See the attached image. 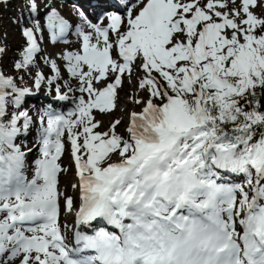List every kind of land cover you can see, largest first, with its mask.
Here are the masks:
<instances>
[{
    "label": "snow or ice",
    "instance_id": "1",
    "mask_svg": "<svg viewBox=\"0 0 264 264\" xmlns=\"http://www.w3.org/2000/svg\"><path fill=\"white\" fill-rule=\"evenodd\" d=\"M119 2L123 15L97 18L106 24L80 13L89 29L76 25L82 53L64 52L62 66L45 57L52 74L36 71L34 89L0 70V264H264V0ZM27 8L37 12L36 0ZM45 26L54 42L71 27L56 8ZM40 31L39 20L22 28L27 46L15 69L38 67ZM135 69L143 76L129 102L141 111L129 114L124 133L119 118L94 131L103 122L93 110L117 109ZM53 86L54 98L73 106L39 115L28 179L26 145L16 138L33 118L21 109L26 96ZM63 156L74 161L73 194L58 179L70 171ZM222 171L243 178L221 182ZM62 210L74 211L77 226L99 219L119 234L76 231L71 248Z\"/></svg>",
    "mask_w": 264,
    "mask_h": 264
},
{
    "label": "rangeland",
    "instance_id": "2",
    "mask_svg": "<svg viewBox=\"0 0 264 264\" xmlns=\"http://www.w3.org/2000/svg\"><path fill=\"white\" fill-rule=\"evenodd\" d=\"M43 2H47V1H43ZM27 3H28V0H15V2H10L4 8H2V9L0 8V47H4V49H5L4 53L2 55H0V70H2L5 75H10L14 78H17L20 75H23L24 80H23V83L21 84V86L26 85V86L34 89V78H35L36 71H39V70L43 71V68L45 66L48 68V69H46L48 72V75L52 74L50 71V66L46 65L43 62L45 57L50 58V59L57 58L59 56V52H61L62 50H63L62 54L66 51H70L69 50L70 46H73L76 50H78L82 53V46H81V44H79L78 42L75 41L76 35L74 32H72L70 37H68V40H64L63 42H60L56 45L47 44L45 41H48V40L47 39L45 40L43 36L36 33L37 43L40 46V49L43 48L42 50L45 51L39 57L36 55L37 58H35L36 61H39V67H41L42 69H36L35 67H33L30 72H21V70L15 69L14 68L15 61L22 58L20 53L27 46V38L23 36L22 30L20 29V27L18 25L19 21H23V17L25 16V11L28 10ZM67 3H70V2L69 1L67 2V0H60V1L53 0L50 4L53 5L54 8H58L61 10L66 8V14H67L68 8L70 9V7L67 5ZM9 12H10V16H9ZM68 16H70V15H68ZM26 25H31V23H27ZM12 36H15V38H17V39H15V40L12 39ZM134 72H136V74L142 73L138 69H135ZM64 74H63V79L64 80L67 79L69 85H71L72 87H76V84H72V79L69 76H67L68 75L67 71L64 72ZM131 82H132V85L129 87V89H131V93L130 94L126 93L125 95H123L124 101L128 102V103H130L129 102V96L135 95V92L133 89H138V82L136 84H134L133 82H136V80L133 79V77L131 78ZM41 88L44 91L40 94H43L44 96L55 97L56 94H55L54 86H53V89L51 90L50 94L48 93V90L45 87H41ZM123 88H124V90H126L128 88V86L126 84H124ZM63 90H64V88H63ZM85 96H86V94H85ZM144 96H147V93H144ZM27 97L28 96H26V98L23 102V106H22L21 110H28L29 115L33 118V123L30 125L29 131L27 134H29L31 139L32 138L37 139L38 135H39V132H38L39 115L42 114L44 110L41 108V103L37 102V100L30 99ZM86 98H87V96H86ZM72 106L73 105H71V107ZM56 110L60 111L61 109L57 108ZM10 111H12L11 108L8 109L9 114L11 113ZM132 111L139 112V111H141V108L136 106L135 104H131V108L129 109V114ZM116 115H118V112H116ZM9 118H10V115H9ZM20 123H22V121L18 122V124H20ZM119 126H117L118 132L124 133L126 131L127 124H121ZM108 129L100 130L99 128H97L94 131L104 132V131H108ZM19 137H21V136H18L16 138V143H18V144L23 142L27 147H31V148H34L38 144L35 141L27 143L24 139H21ZM25 148L26 147H23V150H25V152H26V150H28V149H25ZM31 156L33 159L32 160L33 163H29V164H34V161L37 159L38 153L33 150ZM65 166H69V165H65ZM69 168H70V171L68 173H65V174L71 173L72 176L74 177L76 175V171L74 170V167L72 168V166L70 165ZM33 174H34V171H33ZM228 174L229 173L222 171V175L224 177V180L221 182H230L228 179ZM76 193H75V195L77 197L78 193L77 194ZM75 206L77 207V204H75ZM62 212H63V210H62ZM61 215H60V217H62ZM60 220H62V218ZM60 224L62 225V221L60 222ZM71 227L72 226H70V228ZM114 229H115V231L118 230L116 228H114ZM69 233H70L69 228L66 227V229L63 230V234L68 237V240H69ZM71 237L73 238L72 234H71ZM74 237H75V235H74ZM12 264H19V260L13 261Z\"/></svg>",
    "mask_w": 264,
    "mask_h": 264
},
{
    "label": "bare ground",
    "instance_id": "3",
    "mask_svg": "<svg viewBox=\"0 0 264 264\" xmlns=\"http://www.w3.org/2000/svg\"><path fill=\"white\" fill-rule=\"evenodd\" d=\"M11 2H15V0H10ZM45 1V0H42V2ZM70 2V3H74L75 5H82L84 7H86L88 10H90V8L94 5H109L110 2L109 1H106V0H67V2ZM43 3H46V2H43ZM51 5V4H50ZM53 7V5H51ZM67 6V5H66ZM58 9V8H56ZM61 12L66 15L68 18H70V16H68V14H66V8L61 10ZM45 12L44 10L41 8V6L38 7V11L35 12V13H31L29 10L25 11V16L23 17V21H19L18 22V25L20 27V29L22 30L23 27H33L34 23L36 20H39V23L41 25V31L38 32L37 34L41 35L44 37V39L48 40V37H47V30L45 29V26L43 25L44 24V20H45V16H44ZM12 15V14H11ZM9 16H10V12H9ZM27 22H26V21ZM27 23H31V25H26ZM107 23V22H106ZM104 23V24H106ZM81 26L87 31L89 30L87 28V25L84 21H82L81 23ZM20 30V31H21ZM76 35V38H75V41L78 42L79 44H81L82 46V37H79L77 34H76V29L73 31ZM3 36V35H2ZM37 37V36H36ZM3 39V38H2ZM12 39H17L15 38V36H12ZM16 43V42H15ZM18 43V42H17ZM70 44V43H69ZM68 44V45H69ZM69 50L70 51H78L76 50L73 46H70L69 47ZM45 51L41 50L38 54H36L38 57L43 54ZM35 58H37L35 56ZM50 59V58H49ZM54 59H57V62H58V65H63L65 62L61 59H59V57L57 58H54ZM41 60V59H40ZM36 61V59H35ZM36 64L38 65V67H35L36 69H42L41 67H39V61H36ZM48 69L47 67L44 66L43 68V72L45 74L48 75V72L47 70ZM40 71V70H39ZM64 72H66V69H64L62 67V70H61V75L63 77V74ZM9 73V72H8ZM27 75V74H26ZM65 75V74H64ZM143 75V73L141 74H136L135 76H133V79L136 80V82H133L134 84H136L138 82V79L139 77H141ZM71 79H72V84H76L78 83V81L75 79V78H72L70 76V74L68 73V75ZM67 80V79H66ZM62 85H63V81H61ZM128 88L126 90H118V101H117V109H114L112 113L110 114H100L98 112V110H93V115L95 117L96 120H102V126L98 127L100 130H105V129H108L109 126L115 121V119L119 118L121 121H122V124H127L128 123V116H129V109L131 108V104L128 103V102H125L124 101V98H123V95H125L126 93L127 94H130L131 93V89H129V87L132 85V82L131 84L129 85L128 83H125ZM70 87H72L71 85H69ZM74 88V87H73ZM134 90V89H133ZM44 90L41 88L39 90V92H37L36 94L34 95H29L27 98H30V99H34V100H37V102L41 103V108L45 111L49 105H51L54 109H62V111H67L71 105H72V102L71 101H58L56 100L54 97H49V96H44L43 94H40L42 93ZM64 91H67V88H64ZM70 96L72 95H79V93H69ZM116 112H118V115H116ZM120 127V126H119ZM21 137V139H24L27 143H30V142H36L37 143V139L35 138H32L29 136V134H26V135H19ZM31 150L33 151H36L38 153V144L34 147V148H31ZM25 151V150H24ZM32 151L29 152L28 150H26V158H25V164L27 166V163H33V159H32ZM60 163L62 164V166H65V165H71L72 168L74 167V161L72 160V158L70 156H63ZM64 164V165H63ZM26 169V168H25ZM75 170V168H74ZM60 183H61V186L62 187H66L67 189V192L68 194H73V189L71 187H69L67 185V182L68 181H77L78 180V177L75 175L74 177L72 176L71 173L69 174H63L61 176L58 177ZM78 193V192H77ZM76 193V194H77ZM78 196H79V193H78ZM63 214L61 215L62 217H60V219L62 218V225H66L67 228H69V232H70V235L72 232H75L72 227L70 228L71 226V221H70V217H69V213L68 212H62ZM81 227L78 226V231H82L80 230ZM109 231H113V232H116L119 234V230L115 231V229H108ZM75 235V234H74Z\"/></svg>",
    "mask_w": 264,
    "mask_h": 264
},
{
    "label": "trees",
    "instance_id": "4",
    "mask_svg": "<svg viewBox=\"0 0 264 264\" xmlns=\"http://www.w3.org/2000/svg\"><path fill=\"white\" fill-rule=\"evenodd\" d=\"M261 105H262V110H264V96L261 97ZM11 112V111H10ZM10 119V118H9ZM243 177H236L234 174L229 173L228 174V179L230 181L236 180V179H242Z\"/></svg>",
    "mask_w": 264,
    "mask_h": 264
}]
</instances>
